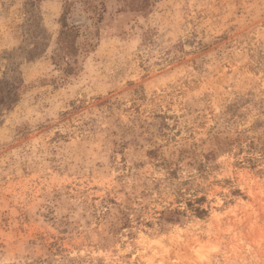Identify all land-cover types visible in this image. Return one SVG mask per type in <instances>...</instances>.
<instances>
[{"label":"rangeland","instance_id":"1","mask_svg":"<svg viewBox=\"0 0 264 264\" xmlns=\"http://www.w3.org/2000/svg\"><path fill=\"white\" fill-rule=\"evenodd\" d=\"M0 264H264V0H0Z\"/></svg>","mask_w":264,"mask_h":264},{"label":"trees","instance_id":"2","mask_svg":"<svg viewBox=\"0 0 264 264\" xmlns=\"http://www.w3.org/2000/svg\"><path fill=\"white\" fill-rule=\"evenodd\" d=\"M195 213H201L202 210H199V208H195ZM181 212L179 210H169V214L171 216H174V215H179ZM178 219V216H174V217H169L168 220L170 221H176Z\"/></svg>","mask_w":264,"mask_h":264}]
</instances>
